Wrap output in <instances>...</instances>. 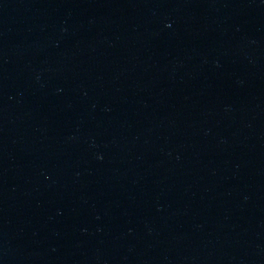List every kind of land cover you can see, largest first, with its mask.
<instances>
[{"label": "water", "instance_id": "obj_1", "mask_svg": "<svg viewBox=\"0 0 264 264\" xmlns=\"http://www.w3.org/2000/svg\"><path fill=\"white\" fill-rule=\"evenodd\" d=\"M0 264H264V0H0Z\"/></svg>", "mask_w": 264, "mask_h": 264}]
</instances>
